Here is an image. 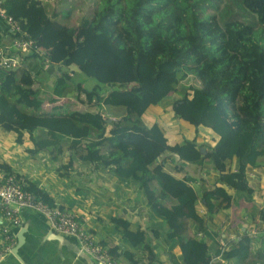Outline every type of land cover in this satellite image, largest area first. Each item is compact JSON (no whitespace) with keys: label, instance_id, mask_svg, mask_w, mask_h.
<instances>
[{"label":"trees","instance_id":"obj_1","mask_svg":"<svg viewBox=\"0 0 264 264\" xmlns=\"http://www.w3.org/2000/svg\"><path fill=\"white\" fill-rule=\"evenodd\" d=\"M200 2L105 0L91 18L84 17L74 27L56 21L57 12L36 15L34 9L41 6L40 0H2L7 13L18 19L22 29L49 50L53 59L63 50L66 64L74 63L84 75L114 88L107 92L99 90V85L88 88L62 73L53 83L50 100L71 95L79 99L84 95L86 109L67 111L63 105H53L50 112L38 113L43 102L30 71L0 67V127L12 132L20 146L28 145L27 152L31 154L48 152L59 161L67 158L58 167L62 175H67L77 163H99L114 167V173L125 179L143 180L141 172L159 159L151 175L162 195L155 197L149 208L155 218L165 223L166 240L180 246L182 264H210V248L216 242L213 233L207 231L206 219L215 211L218 199L231 198L233 204L241 199L252 201L256 188L248 185L244 170H234L240 161L245 168L257 166L258 158L264 154V0H233L256 18L262 27L261 35L251 22L229 16L228 20L216 21L214 14L204 12ZM199 6L201 13L196 11ZM222 14L232 12L224 9ZM79 28L89 29L90 34L79 40ZM27 58L36 57L27 55L24 59ZM141 65L150 68L151 80H139ZM180 74H193L201 86L189 84L181 92L176 88ZM218 97L227 99L236 130L222 117L216 104ZM164 99L175 116V105L191 116L196 134L209 133L214 142L210 150L228 142L221 161L222 176L214 179L211 189L200 194L188 183L190 177L181 172L180 166L183 162L202 165L200 143L196 138L183 137L174 127L177 137L170 139L171 128L158 122L166 114L158 105ZM19 105L33 111H23ZM104 105L123 107L126 113L109 123L102 111ZM132 114L137 117L132 119ZM40 129L46 132V138L38 135ZM92 132H96L94 138ZM106 140L116 151L102 153ZM238 149L243 150L240 158ZM174 153L179 156L177 162ZM166 158L175 163L173 171L165 169ZM123 159L128 160L126 166L122 165ZM0 167L13 171L7 162L0 163ZM28 189L54 204V199L35 183H28ZM162 197L175 198L176 203L168 207L161 202ZM200 203L206 210L204 215L198 211ZM256 212L257 224L264 228V207ZM112 220L131 247L149 246L148 229L141 224L123 217ZM193 223L205 239L185 234L187 225ZM150 232L159 236L155 229ZM263 234L256 258L264 263ZM255 240L241 238L222 257L245 261ZM214 252L219 254L217 247ZM148 264L160 263L149 260Z\"/></svg>","mask_w":264,"mask_h":264},{"label":"crops","instance_id":"obj_2","mask_svg":"<svg viewBox=\"0 0 264 264\" xmlns=\"http://www.w3.org/2000/svg\"><path fill=\"white\" fill-rule=\"evenodd\" d=\"M40 1L42 3V0ZM43 5L42 3L40 7L34 9V13L39 17L47 16L50 13V10L45 9ZM67 16H69L68 13L64 15V12H61L58 17ZM54 19L62 23L57 17ZM78 39L81 40L80 37ZM11 41L12 33L0 19V46L7 47L11 44ZM24 58L22 62L35 80H38L39 76L49 77V74L45 73L46 67L49 69L50 74L56 73V77L61 74L58 70L64 57H59L58 55L57 60H55V57L52 64L48 65H45L41 60L36 58ZM69 72L67 74L70 77L75 75L73 70ZM52 86L53 83L51 81L45 87L41 84L36 85L39 90V99L42 102L44 100L42 97L44 95L43 92L49 93L51 107L53 106L50 100L52 97ZM82 101V97L79 98V102L84 104ZM46 104L48 105V103ZM186 114L185 116L188 115ZM104 116L107 117V122L109 123L113 119L117 121V119L121 118V116H112L111 112L108 114L104 112ZM188 116L189 118L191 117L190 115ZM188 116L183 118L188 119L192 123V119H189ZM160 118L169 122L166 114ZM232 121V127L236 129L237 125L233 119ZM225 122L228 124L227 120ZM189 125L183 133L187 139L196 138L200 143V148H205L204 153L201 152L203 154V163L202 165L187 163L182 166L181 172L190 177L188 183L200 194L203 190L211 189L214 179L222 176L220 172L222 167L221 161L227 152L228 142L215 151L210 150V146L214 142L210 140L209 133L203 131L195 136L193 124ZM172 131L173 128H171V136H169L171 140H174L177 135ZM37 133L41 138H46L47 136L46 132L41 129ZM95 133L92 132L91 137L94 138ZM20 145L14 141V134L12 132L0 127V163L7 162L13 171L26 174L28 182L35 183L39 188L46 191L54 199V203L75 212L80 219L85 221V226L94 239L111 249L117 255L119 264H148L149 260L158 261L160 264H182L180 246L166 240L167 227L165 223L162 221L161 227H156L154 222L156 218L153 217L149 208L151 201L155 197L162 195L158 183L151 175L153 166L160 162L159 159L154 164L148 166L146 171L141 172L143 180L125 179L114 173V167H104L99 163L94 165L77 163L72 170L70 168L67 175H62L58 171V167L60 164H64L67 158L59 161L57 157L51 156L48 152L31 154L27 152L28 145L25 147ZM114 151L116 150L113 144L106 140L102 145V153L110 154ZM242 153L243 150L238 149L239 158ZM166 159V163L164 164L165 169L173 171L175 163L169 158ZM121 162L123 166L128 164L127 159H123ZM257 162V166L245 168L241 165L240 161L239 166L234 170V172L244 170L248 185L256 188L252 201L247 202L241 199L236 204H233L234 201L231 203V198L215 201V211L206 219L207 231L213 233L214 238L219 233H232L241 240L244 232L247 231V226L249 227L254 224L259 227L257 224V213L255 215L252 214L249 206L254 205L256 208L264 207V154L258 158ZM232 166L234 168V164ZM251 171L254 173L252 177L247 174ZM161 202L170 207L176 203V199L162 197ZM203 208L204 206L200 203L198 211ZM254 210L256 212L257 209ZM19 214L20 224L13 229L16 243L9 253L0 258V264H99L80 250L74 237L58 234L53 231L47 219L41 213L23 209ZM200 214L204 215L205 210ZM114 217H123L133 223L141 224L144 229H148L146 245L148 244L149 246L131 247L127 240L122 238L121 228L116 227L113 223L112 219ZM221 225L227 227L223 232H221ZM230 228L234 231H230ZM151 229H155L159 233V236H152ZM198 233L200 232L196 230L194 223L187 225L185 232L187 236L199 237ZM18 237L21 240L20 244L18 243ZM215 244V247L210 248V257L218 255L214 252L217 242ZM127 250L131 251V254L130 252H126ZM217 250L219 249L217 248ZM213 264H222V262L213 260ZM224 264L242 263L232 258L227 259Z\"/></svg>","mask_w":264,"mask_h":264},{"label":"built area","instance_id":"obj_3","mask_svg":"<svg viewBox=\"0 0 264 264\" xmlns=\"http://www.w3.org/2000/svg\"><path fill=\"white\" fill-rule=\"evenodd\" d=\"M0 19L12 33L11 44L7 47L0 46V67L7 70L24 69L22 62L27 55H34L45 65L51 64L53 58L49 50L42 47L38 42L31 38L29 33L22 29L18 19L7 13L0 0ZM85 105V104H84ZM251 177L254 173L248 172ZM28 178L26 174L18 171H7L0 167V258L9 253L16 243V236L13 229L20 224V211L23 209L32 210L41 213L47 219L50 228L58 234H65L74 237L81 251L99 264H119L117 255L108 247L98 243L88 228L85 221L78 215L57 203L49 204L35 193L28 189ZM205 208L200 209V213ZM206 212V210H205ZM223 232L225 225H221ZM264 228L257 225L247 226V231L242 238L249 237L250 240L257 239ZM205 239L203 233L197 234ZM219 254L211 256L210 264L213 260H219L224 264L226 261L222 258L232 243L238 242L240 238L234 234L219 233L216 238Z\"/></svg>","mask_w":264,"mask_h":264},{"label":"rangeland","instance_id":"obj_4","mask_svg":"<svg viewBox=\"0 0 264 264\" xmlns=\"http://www.w3.org/2000/svg\"><path fill=\"white\" fill-rule=\"evenodd\" d=\"M103 2V3H102ZM105 0H42V3L44 4L43 7L45 9H49L50 13L52 12H57V13H63L64 15H66L67 13L69 14V16L67 17H57L58 20H60L62 23L67 24V25H71L74 27H78L81 19H83L84 17L87 18H91L92 15L94 14V11L99 7V5L102 3V5L104 4ZM200 6L204 8V12L208 13V14H214V18L216 21H220L222 19H226L228 20L227 16H229L230 18H234L238 21H242L245 23L251 22L254 25V29L258 32L259 35H261V25L257 22L256 18L249 12H247L245 9H243L242 7H240L239 3L233 2V0H209L205 1V0H201L200 2ZM200 6L198 8H196V11H199V13H201V9ZM224 9H229L231 10L232 14L227 15V14H222ZM49 13V14H50ZM90 34V30L89 29H82L79 28L76 36L80 37L81 39L84 38L85 36ZM60 55V57H64L61 64L59 65V72L62 73H70V70H73L75 75L71 76V79L73 80L74 83L76 82H81L84 86L88 87V88H92L95 85H99V90L103 91V92H107L111 89H113L114 87L108 84H101L99 82H97L94 78L89 77L84 75L79 69L78 67L74 64V63H70V64H66V58H65V54L62 51V53L58 54ZM58 55L56 56L55 60H57ZM41 63V61H40ZM52 64V63H51ZM46 74H49L47 76H42V77H38V80H35L34 86L36 87V85H42V86H47L51 83H54V80L56 78V73H51L49 72V69L46 67ZM151 70L147 65H141L138 69V78L141 81H149L151 80ZM130 80H132V77H129ZM132 82V81H131ZM132 84V83H131ZM195 85V86H201L200 80L194 76L193 74H187L185 76L183 75H179V81L176 84V88L179 89L181 92H184L185 87L187 85ZM43 106L36 112L38 113H47L50 112L51 110V104L49 102V93L48 92H43ZM173 96V98L175 97L173 94H171ZM82 99H83V103L85 100V96L81 95ZM227 99L225 97H218L216 99V104L218 109L220 110L222 117L227 120L228 124L230 125V127L233 130H236L235 128L232 127L233 125V121H232V117L231 114L229 112L228 107H227ZM81 102V101H80ZM79 102V99L75 98L74 95H71L70 97H62L60 99H58L57 101L52 102L53 105H63L65 110L67 111H71L72 109H79V110H84L86 109V105L82 104ZM48 103V105L46 104ZM55 103V104H54ZM159 107L162 110H165L167 118L169 120V122H166L164 120H162L161 118L159 119V123L161 125L166 126L167 128H173L177 131L180 132L183 137H185L186 135L183 133L184 130H186L187 127H189V124H192L188 119H185L183 117H187L185 116V113L182 112V110L177 106H176V110H177V115L175 116L173 109L170 105H168L165 101V99L158 104ZM168 107H170V110H168ZM19 108L23 111H33V109L26 107L25 105L20 106ZM102 111H104L105 113H109L111 112L112 116H122L125 113V109L123 107H119V106H111V105H104L102 107ZM184 113V114H183ZM154 114V113H153ZM159 115V114H156ZM146 116V115H145ZM144 116V117H145ZM132 117L136 118L137 116L135 114H132ZM175 118V120H174ZM189 118V116H188ZM189 119H192L191 117ZM174 120V121H173ZM173 129V130H174ZM194 135L196 136L197 134L195 133V129L193 130ZM171 136V135H170ZM187 163H180V166H184ZM250 209L252 210V214L255 215V210L257 209L256 207H254V205H250L249 206ZM154 217V216H153ZM154 219V218H153ZM155 222V226L156 227H161L162 225V220L156 218L154 219ZM152 235V234H151ZM264 235V234H263ZM262 235L259 237V239L255 240L253 243L254 247L252 249V251L250 252V255L247 259H245V261H242V264H264L262 261H260L259 259L257 260L256 258V251L257 249L260 247V239H261ZM264 249V248H263Z\"/></svg>","mask_w":264,"mask_h":264},{"label":"water","instance_id":"obj_5","mask_svg":"<svg viewBox=\"0 0 264 264\" xmlns=\"http://www.w3.org/2000/svg\"><path fill=\"white\" fill-rule=\"evenodd\" d=\"M204 150H205L204 147H201V148H200V151L203 152V153H204ZM173 155L175 156V159H177V160L179 159L178 154L174 153ZM20 242H21L20 237H18V243L20 244ZM19 244H18V245H19Z\"/></svg>","mask_w":264,"mask_h":264},{"label":"clouds","instance_id":"obj_6","mask_svg":"<svg viewBox=\"0 0 264 264\" xmlns=\"http://www.w3.org/2000/svg\"><path fill=\"white\" fill-rule=\"evenodd\" d=\"M206 213V212H205ZM227 228V227H226ZM216 238V237H215ZM236 243V242H235ZM223 258V257H222ZM224 259V258H223ZM225 261L227 260V259H224Z\"/></svg>","mask_w":264,"mask_h":264}]
</instances>
